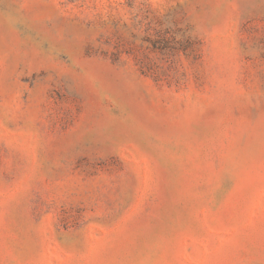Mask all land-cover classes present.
I'll return each instance as SVG.
<instances>
[{"label": "rangeland", "instance_id": "obj_1", "mask_svg": "<svg viewBox=\"0 0 264 264\" xmlns=\"http://www.w3.org/2000/svg\"><path fill=\"white\" fill-rule=\"evenodd\" d=\"M0 264H264V0H0Z\"/></svg>", "mask_w": 264, "mask_h": 264}]
</instances>
